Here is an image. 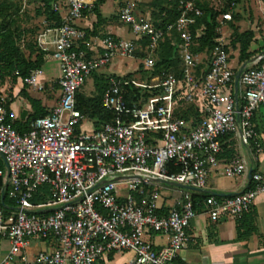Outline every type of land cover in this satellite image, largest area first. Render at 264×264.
Returning a JSON list of instances; mask_svg holds the SVG:
<instances>
[{"label":"built area","instance_id":"obj_1","mask_svg":"<svg viewBox=\"0 0 264 264\" xmlns=\"http://www.w3.org/2000/svg\"><path fill=\"white\" fill-rule=\"evenodd\" d=\"M21 1L26 5L33 0ZM225 1L230 2V10L236 6V0ZM195 2L181 0L180 16L163 29L126 4L118 19L134 40L108 36L90 56L82 47L86 32L77 23L91 12L94 2L66 0L54 5L62 23L43 30L36 43L59 66L56 106L20 135L9 122L6 99L0 95V157L5 165L0 178L14 202L8 211L0 204V240L10 244L0 264H13L31 239H51L55 244L51 252L37 255L36 264H96L113 252H131L133 258L127 264H178L180 252L190 240V224L198 213L191 194L182 189L174 207L161 214L160 188L176 184L201 192L212 171L230 179L248 175L243 155L227 163L218 160L221 139L226 136L237 138L253 158L264 155L254 123L260 111L264 115L261 58L242 71L235 88L236 74L221 37L210 52L208 70L199 76L197 67L204 57L192 48L203 29L196 35L190 30L195 19L202 17ZM217 21L221 36L232 21V13L220 14ZM166 38L178 50L180 79L166 72L151 77L148 83L110 78L101 106L113 114L112 121L98 131L82 130L76 94L87 78L117 57L132 58L137 50L144 53L140 59L143 71L152 72ZM142 40L147 41L144 49L136 44ZM15 76L37 93L45 90L42 69L25 78L17 72ZM133 88L155 93L146 99L134 95L128 101ZM179 102L195 106L203 116L196 127L174 116ZM170 163L180 167V172L169 173ZM248 184L233 197L209 195L201 211L213 223L239 220L258 196H264V173H251ZM42 186L48 187L50 197L34 204L35 192ZM152 235L167 236V244L155 249L148 240ZM20 260L26 262L24 256Z\"/></svg>","mask_w":264,"mask_h":264},{"label":"crops","instance_id":"obj_2","mask_svg":"<svg viewBox=\"0 0 264 264\" xmlns=\"http://www.w3.org/2000/svg\"><path fill=\"white\" fill-rule=\"evenodd\" d=\"M65 1L60 0L59 3L63 4ZM91 1L94 2L95 0ZM137 2H141V0H107L99 8L100 20L94 14H87L84 19L77 23L79 28L87 31V34L90 35V38L86 40V44L82 46L83 49L93 55L96 46L104 39L102 35H110L116 39L127 41L134 40L129 28L122 24L117 16L123 4H131L134 7ZM243 3L245 10H239L240 20L235 23V27L239 33L251 32L253 39L248 49L251 57L244 63H239L238 49L231 48L230 60L234 62L235 67L233 70H237V72L242 66L246 65L245 69H248L257 62V59L261 58L260 61L264 59V0H253L250 4V10L248 1ZM224 29L229 30V35L232 34V29L228 25ZM114 68L110 64L107 67L108 73L101 76L105 78L124 77L132 74V72L121 73V70L116 73ZM42 71L45 90L41 93L23 86L19 79L15 81L6 79L0 82V95L8 102L9 122L12 125L19 126L20 135L28 132L29 126L26 123L34 113L33 102L40 109L50 112L56 106L60 97L57 85L60 71L57 62L46 56ZM254 123L258 130L259 140L264 145V115L262 111L257 114ZM230 140L231 150L235 155H243L246 158L249 170L264 173V155L253 158L247 150L240 147L237 138H231ZM223 156L226 160L225 158H228L229 153H224ZM248 183V175L230 179L221 175L219 171H212L208 175L206 188L201 192L220 198H228L242 193L248 187ZM181 191L182 189L173 186H162L160 188L158 205L161 214L168 213L174 207L175 202L182 194ZM250 219V222L245 220L242 225H251L252 223L255 232L246 238H239L238 227L240 224L238 221L222 220L213 223L201 211L190 224L188 230L190 240L180 252L178 263L264 264V196L256 198ZM240 232L243 234L244 230L241 229ZM148 240L155 249H160L167 244L168 237L152 235ZM54 248L55 244L52 240L31 239L29 246L18 254L13 264H36V257L39 253L51 252ZM9 250V242L6 239H1L0 261L8 254ZM22 256L26 258V262L20 260ZM132 258L133 254L131 252H113L96 264H127Z\"/></svg>","mask_w":264,"mask_h":264},{"label":"trees","instance_id":"obj_3","mask_svg":"<svg viewBox=\"0 0 264 264\" xmlns=\"http://www.w3.org/2000/svg\"><path fill=\"white\" fill-rule=\"evenodd\" d=\"M35 0L28 1L26 4H34ZM107 0H95L93 3V9L89 14H94L100 20L99 8ZM181 0H151L149 7L151 9L150 19L151 23L156 28H165L166 26L172 24L180 16V5ZM60 0H40L38 1V7L35 10V17L41 20V24L36 26L30 31L23 32L19 28V14L21 12V7L23 5L21 0H0V82L6 79L17 80L18 77L15 76V72L18 73L19 77L25 78L29 75L31 71L42 69L46 53H44L37 46L36 39L37 36L45 29L57 28L62 23V16L60 13L54 10V5L58 4ZM247 2V1H246ZM196 6L202 11V17L195 19L194 24L191 25L190 30L193 35H196L198 29H203L202 35L195 40L197 46L192 48V52L195 54L203 55L204 61L197 67V74L201 76L206 73L209 68L208 58L212 49L216 46V41L219 39V33L217 32L219 28V23L217 21L218 17L222 13L231 12L232 21L227 25L232 29L231 40L229 44L225 46L226 51L229 53V60L231 59L229 45L232 49H238L239 52V63H244L248 61L251 57L248 53L249 46L253 39V34L251 32L239 33L235 27V23L240 20V13L238 7L243 4L242 1L236 0V6L230 10V2L225 0H213L214 4L203 3L202 0H196ZM26 6V5H25ZM125 4L122 5V7ZM137 6V5H136ZM121 7V8H122ZM134 11L137 15L145 17L142 13L140 14L134 6ZM118 17V16H117ZM86 32V40L90 38V35ZM31 34V41L22 46L23 38L26 34ZM110 35H102V38H106ZM112 37V36H111ZM114 38V37H113ZM147 41L142 40L136 44L140 48L144 49ZM91 54L88 53V56ZM134 55H137L140 59L143 58L144 53L137 50ZM231 61V60H230ZM258 65H264V59H262ZM181 67L182 62L178 53V50L170 45V40L166 38L161 44L157 55L156 64L154 70L150 73L143 71L142 65H140V73H144L146 78L149 80L151 77L161 73L166 72L174 75L177 79L181 77ZM236 74L237 70H233ZM110 78H105L103 76L97 77L95 79V96L88 97L80 94V90L76 94V109L81 113L83 120H88L91 122L93 130L98 131L105 124L110 123L113 119V114L105 111L102 104V96L108 85ZM127 80L135 79L133 75L124 76ZM144 78V77H143ZM142 78V79H143ZM155 91H142L139 89H130L127 100L131 101L134 95L142 96L144 99L149 98ZM34 113L29 117L26 125L30 124L39 117H44L49 114V112L40 109L35 102H33ZM178 107L175 110L174 116L176 118L183 119L187 122H191L193 127H196L199 122L203 119L198 109L193 105H186L183 102H179ZM6 108L8 110V102L6 101ZM9 112V110H8ZM10 113V112H9ZM13 128L19 133L18 125H12ZM29 130V129H28ZM256 132L258 130L256 128ZM233 136H226L221 139L222 152L218 156V160L222 163H227L234 159L237 155L234 154L232 145L229 141ZM229 153L228 158L224 160V153ZM223 158V159H222ZM169 173L180 172V167H175L173 163L168 164ZM0 169L3 170L2 164H0ZM256 173L254 170L252 174ZM4 188L3 180L0 178V204L2 198V189ZM191 194L194 209L197 213L202 210V203L210 195L202 192L188 191ZM50 197L49 189L47 186H42L38 188L35 192L32 202L34 204L44 203ZM217 197V196H216ZM220 198V197H217ZM3 202L6 211L11 210L14 207V202L8 198V194L4 191ZM252 210V208H251ZM251 210L242 215V217L237 220L240 224L238 227L239 238H246L255 232V227L252 225H242L245 220L250 222ZM241 229L244 230L243 234L240 232ZM51 241V239H49ZM54 242V241H53ZM178 263V261H177ZM179 264V263H178Z\"/></svg>","mask_w":264,"mask_h":264},{"label":"rangeland","instance_id":"obj_4","mask_svg":"<svg viewBox=\"0 0 264 264\" xmlns=\"http://www.w3.org/2000/svg\"><path fill=\"white\" fill-rule=\"evenodd\" d=\"M38 1L40 0H35L34 4H26L22 5L21 7V12L19 14V28L20 30L23 32V30L30 31L33 28H35L36 26L41 24V20L37 19L35 17V10L38 7ZM64 1V0H63ZM203 3L206 4H214L213 0H202ZM253 0L248 1V8L249 10L251 9L250 4H252ZM151 3V0H141V2H137L135 4V9L141 14H143L145 17H150V13H151V9L149 7V4ZM137 5V6H136ZM246 6V5H245ZM242 11L245 10L244 7V3L241 4L238 7V11ZM230 32L227 29H223V35H219V39L221 37H223V42L225 44H228L231 40V35H229ZM32 39L31 34H26V36L23 38V43L22 46H25V44H27L28 42H30ZM229 49H231V46L229 45ZM133 58V59H132ZM132 58H123V57H117L115 59L112 60V62L110 63L111 66L113 65L114 71L121 70V73H129L132 72L133 78H135L138 81H143L145 83H148V79L146 78V75L143 73H140L139 68L141 65V61L140 58L137 55H133ZM205 59H203L204 61ZM206 61H204L205 63ZM109 66V65H108ZM107 66V67H108ZM107 67L101 68L99 70H97L96 72H94L90 77L87 78L85 84L83 85L82 89L80 90V94H83L85 96L88 97H94L95 96V79L97 77H100L103 74L108 73L107 72ZM235 67L234 62L230 61V68L233 70ZM144 77V78H143ZM143 78V79H142ZM82 130L89 132L92 129V124L90 121L85 120L84 123L82 124ZM0 164H2L3 169H5V165L3 162V159L0 157ZM123 195H126V193L124 192Z\"/></svg>","mask_w":264,"mask_h":264},{"label":"water","instance_id":"obj_5","mask_svg":"<svg viewBox=\"0 0 264 264\" xmlns=\"http://www.w3.org/2000/svg\"><path fill=\"white\" fill-rule=\"evenodd\" d=\"M246 68V65L245 66H242L239 71L236 73V76H235V88L237 87V83H238V79H239V76L240 74L242 73V71ZM251 173L252 171L249 170L248 172V178L250 179L251 177ZM173 185V184H172ZM173 186L175 187H179L181 189H184V190H187V191H196L195 189L193 188H190V187H184V186H179V185H176L174 184ZM6 187L4 186V188L2 189V198H1V205L4 206V202H3V194H4V191H5Z\"/></svg>","mask_w":264,"mask_h":264}]
</instances>
